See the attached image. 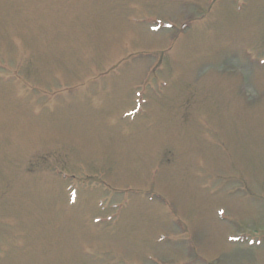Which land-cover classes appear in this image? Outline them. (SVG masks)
Masks as SVG:
<instances>
[{"label": "rangeland", "instance_id": "obj_1", "mask_svg": "<svg viewBox=\"0 0 264 264\" xmlns=\"http://www.w3.org/2000/svg\"><path fill=\"white\" fill-rule=\"evenodd\" d=\"M0 264H264V0H0Z\"/></svg>", "mask_w": 264, "mask_h": 264}]
</instances>
